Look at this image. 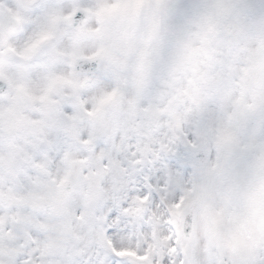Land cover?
I'll return each mask as SVG.
<instances>
[{
	"label": "snow or ice",
	"instance_id": "obj_1",
	"mask_svg": "<svg viewBox=\"0 0 264 264\" xmlns=\"http://www.w3.org/2000/svg\"><path fill=\"white\" fill-rule=\"evenodd\" d=\"M157 245L264 264V0H0V264Z\"/></svg>",
	"mask_w": 264,
	"mask_h": 264
},
{
	"label": "clouds",
	"instance_id": "obj_2",
	"mask_svg": "<svg viewBox=\"0 0 264 264\" xmlns=\"http://www.w3.org/2000/svg\"><path fill=\"white\" fill-rule=\"evenodd\" d=\"M143 159H144V156L141 155L140 160L142 161ZM135 170H136L135 167L133 168L132 171H128V169H124L126 176L122 181L121 188L117 189V192L124 199H128L130 193L137 191V182H136L135 175H134ZM149 196H150V193H149ZM144 211L146 213L159 214L161 217L168 214L167 208L162 207L161 204L159 203H157L155 205V208H153L152 202L149 199L144 200Z\"/></svg>",
	"mask_w": 264,
	"mask_h": 264
},
{
	"label": "bare ground",
	"instance_id": "obj_3",
	"mask_svg": "<svg viewBox=\"0 0 264 264\" xmlns=\"http://www.w3.org/2000/svg\"><path fill=\"white\" fill-rule=\"evenodd\" d=\"M157 253H159V252L156 251V252L153 253V255H156Z\"/></svg>",
	"mask_w": 264,
	"mask_h": 264
}]
</instances>
